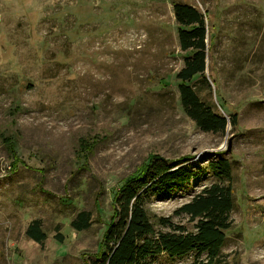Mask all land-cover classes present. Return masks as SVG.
Segmentation results:
<instances>
[{"label":"rangeland","instance_id":"374dc122","mask_svg":"<svg viewBox=\"0 0 264 264\" xmlns=\"http://www.w3.org/2000/svg\"><path fill=\"white\" fill-rule=\"evenodd\" d=\"M177 1L208 14L206 78L190 84L215 111L238 112L224 132L203 130L182 105L176 73L189 52ZM151 155L200 171L146 203L157 230H170L157 220L168 216L196 230L176 211L231 184L221 255L264 264V0H0V264H87L115 192ZM219 158L231 161L230 179L208 168ZM81 210L92 220L79 231ZM34 219L40 243L25 233ZM197 257L161 253L150 264Z\"/></svg>","mask_w":264,"mask_h":264},{"label":"trees","instance_id":"16d2710c","mask_svg":"<svg viewBox=\"0 0 264 264\" xmlns=\"http://www.w3.org/2000/svg\"><path fill=\"white\" fill-rule=\"evenodd\" d=\"M174 11L179 24L180 46L189 52L183 67L176 73L180 80L182 105L203 130L224 132L229 123L238 125V112L228 117L215 111L199 98L190 84L196 75L206 78L208 14L180 1L174 3ZM11 144L14 147V142ZM183 160L186 157L168 160L151 155L137 172L124 179L113 196V212L100 248L87 264H150L151 258L161 253L184 256L194 250L198 257L192 264H228L225 255H221V247L226 239L225 231L231 227L229 219L234 206L231 184L213 183L176 211L177 214L189 215L191 220L197 219L196 230L175 224L169 216L158 217L157 220L170 230H157L145 207L152 196L171 192L200 173L198 169L182 164ZM208 168L230 179L231 161L228 158L211 161ZM91 220V212L81 210L71 225L80 231L88 228ZM25 233L39 243L47 238L40 219L32 220ZM56 237L62 239L59 233ZM203 253H207V257L199 258Z\"/></svg>","mask_w":264,"mask_h":264}]
</instances>
